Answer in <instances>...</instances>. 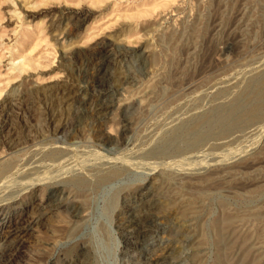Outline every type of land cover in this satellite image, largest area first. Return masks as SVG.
Listing matches in <instances>:
<instances>
[{"label":"rangeland","instance_id":"1","mask_svg":"<svg viewBox=\"0 0 264 264\" xmlns=\"http://www.w3.org/2000/svg\"><path fill=\"white\" fill-rule=\"evenodd\" d=\"M0 264H264V0H0Z\"/></svg>","mask_w":264,"mask_h":264},{"label":"bare ground","instance_id":"2","mask_svg":"<svg viewBox=\"0 0 264 264\" xmlns=\"http://www.w3.org/2000/svg\"><path fill=\"white\" fill-rule=\"evenodd\" d=\"M99 113V112H98ZM145 216V215H144ZM140 217H142V216H140ZM147 218V217H146ZM140 219V218H139ZM135 220V219H134ZM151 220V219H150ZM142 221V220H141ZM152 221V220H151ZM143 223H147V222H144L143 221ZM149 223V222H148ZM145 225V224H144ZM142 226L141 225V223L140 222H138V220H137V222H135V221H133L132 223H130L128 226L129 227H138V232H139V235H140V237L141 238H144L145 236L147 237V236H151V235H153L152 234V232H151V230H149L147 227H145V226H148V225H145V226ZM136 255V254H135ZM172 263V262H171Z\"/></svg>","mask_w":264,"mask_h":264}]
</instances>
